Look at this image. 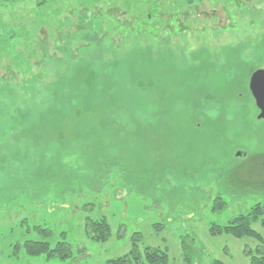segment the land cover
Listing matches in <instances>:
<instances>
[{"label": "rangeland", "instance_id": "374dc122", "mask_svg": "<svg viewBox=\"0 0 264 264\" xmlns=\"http://www.w3.org/2000/svg\"><path fill=\"white\" fill-rule=\"evenodd\" d=\"M257 70L264 0H0V264H107L136 233L168 264L184 238L189 264H249L208 228L264 205Z\"/></svg>", "mask_w": 264, "mask_h": 264}, {"label": "trees", "instance_id": "16d2710c", "mask_svg": "<svg viewBox=\"0 0 264 264\" xmlns=\"http://www.w3.org/2000/svg\"><path fill=\"white\" fill-rule=\"evenodd\" d=\"M45 1L46 0H38L40 5ZM258 160V158L253 160V167L250 171L253 177L262 176V172H264V161L259 162ZM258 170H261V172L256 174ZM261 185L263 188L264 184L261 183ZM223 206L224 203L220 201V199L215 200L212 210L219 211ZM257 221H260V224L264 227V205H261L260 203H255L247 213L236 215L225 225L210 224L208 235L210 237L226 235L235 239L248 238L255 241L257 245L254 249L244 248L243 253L245 257H247L249 264H264V240L262 236L252 228V224ZM85 222L86 233L90 240L102 243L109 239L110 227L107 221L104 219L95 221L88 218ZM160 228L161 227H158L157 229L160 230ZM34 229L37 230V227ZM58 244L56 246L54 245L53 249H50L51 244L49 242L32 241L31 243L26 244L25 247H29L32 255L46 254L48 252L47 250H49V252L51 250V252H57L60 254L62 253L60 250L63 247V249L65 248L67 251V254H65L63 258L70 257L68 254L70 253L68 244ZM181 251L183 254V261L189 264L191 262L190 254H193V247L188 243V239H182ZM107 264H168V256L166 251L159 248L141 246L140 235L136 233L131 237L130 250L122 256L107 261ZM213 264L222 263L215 260Z\"/></svg>", "mask_w": 264, "mask_h": 264}, {"label": "water", "instance_id": "95a60500", "mask_svg": "<svg viewBox=\"0 0 264 264\" xmlns=\"http://www.w3.org/2000/svg\"><path fill=\"white\" fill-rule=\"evenodd\" d=\"M248 88L259 111L257 119L264 121V70H257L252 73ZM237 156L240 154L237 153Z\"/></svg>", "mask_w": 264, "mask_h": 264}]
</instances>
